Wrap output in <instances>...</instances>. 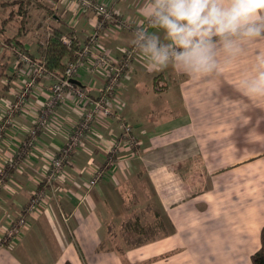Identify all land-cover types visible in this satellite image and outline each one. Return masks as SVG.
I'll return each instance as SVG.
<instances>
[{
  "label": "crops",
  "instance_id": "1",
  "mask_svg": "<svg viewBox=\"0 0 264 264\" xmlns=\"http://www.w3.org/2000/svg\"><path fill=\"white\" fill-rule=\"evenodd\" d=\"M42 1L43 17L72 32L82 47L93 33L95 13L75 0ZM97 1L127 24L141 23L143 0ZM132 30L106 22L90 58L103 52L118 62L131 45ZM157 35L167 42L162 31ZM19 41L40 63L38 41ZM260 56L264 38L244 45L227 63L220 52L217 71L197 78L172 68L149 72L141 55L134 57L111 96L113 113L95 117L51 185L42 181L49 160L61 151L84 108L66 92L48 125L36 129L52 78L33 76V85L23 88L33 67L13 56L0 92V173H6L0 236L36 190L46 196L42 211L27 216L22 234L0 245V264H251L264 227V100L245 97L239 83ZM89 59L74 80L95 98L105 71L90 72ZM122 124L131 126L136 147L126 145ZM34 129L33 144L23 149ZM12 159L17 164L8 168ZM96 170L102 175L90 185ZM150 204L167 223V233L129 248L101 246L110 226Z\"/></svg>",
  "mask_w": 264,
  "mask_h": 264
},
{
  "label": "clouds",
  "instance_id": "2",
  "mask_svg": "<svg viewBox=\"0 0 264 264\" xmlns=\"http://www.w3.org/2000/svg\"><path fill=\"white\" fill-rule=\"evenodd\" d=\"M139 16L130 43L149 72L172 68L191 78L207 77L217 71L220 52L227 63L244 45L264 38V0H143ZM239 91L264 100V56L240 81Z\"/></svg>",
  "mask_w": 264,
  "mask_h": 264
},
{
  "label": "built area",
  "instance_id": "3",
  "mask_svg": "<svg viewBox=\"0 0 264 264\" xmlns=\"http://www.w3.org/2000/svg\"><path fill=\"white\" fill-rule=\"evenodd\" d=\"M79 4L81 9H89L93 11L96 15V20L93 23V33L87 37L83 46L78 51V57L75 60H70L67 62L62 74H56L52 71L46 69V67L39 62H34L29 55L18 50L16 52L17 60L23 63L25 66L33 67L32 78L24 84L25 89L33 85V76L40 77L46 75L52 78V83L49 86L48 99L43 105L37 120L36 129L45 127L48 125L55 107L63 100L66 92H72L74 95V100L77 104H81L84 108L82 112V117L80 121L74 124L71 128L67 141L62 147L61 151L57 155H53L49 160L48 170L44 173L42 181L46 185H51L56 179L58 174L63 168V164L67 161L71 153L78 147L83 138L86 137L88 132L91 130L92 122L95 117H107L112 114V109L110 107V99L116 92V89L122 79L124 73L129 69L131 61L134 57L140 54L134 49L132 45L128 46L122 53L121 59L116 62L110 55L100 52L94 54L90 58V48L96 42V34L98 31L104 28L106 22L113 20L115 24L119 27H133V33L138 24L129 25L111 10V8L104 2H99L97 0H75ZM146 23V26H149ZM62 41L66 46L70 45V39L63 36ZM90 58V59H89ZM88 60V70L90 72H95L96 70L103 69L105 71V83L103 90L97 97H91L86 94V92L76 85L72 79L75 78L79 69L82 67L84 60ZM23 97V94H21ZM19 97V98H22ZM21 101L19 100L12 108H16ZM123 135L125 137L126 145L129 147H136L138 142L131 131V126L122 124ZM2 125L0 124V130ZM35 129L31 131V138L25 140L22 144V148L30 147L33 144V136ZM1 138V136H0ZM117 147L113 145L110 151ZM17 164V159H12L8 162V168H13ZM6 173H0V185L3 182ZM102 170H96L90 180L89 184L94 185L97 180L101 177ZM46 194L43 190H36L30 197L28 203L23 208V212L20 216L15 219L10 220L9 224L4 229L2 235L0 236V245L12 242L17 239L23 232V229L27 224V216L38 214L42 211L44 198Z\"/></svg>",
  "mask_w": 264,
  "mask_h": 264
},
{
  "label": "rangeland",
  "instance_id": "4",
  "mask_svg": "<svg viewBox=\"0 0 264 264\" xmlns=\"http://www.w3.org/2000/svg\"><path fill=\"white\" fill-rule=\"evenodd\" d=\"M12 0H0V92L2 93V78L8 79V74H6V68L8 60L10 64L12 63L13 56H16L15 51H22L29 56H32L31 52L26 51L22 44L18 42V39L23 41V43H33V41L44 42L47 32V24L52 22V18L46 19V12L39 7L38 3L28 4L24 2L20 5L18 2L11 3ZM43 4V1L40 0ZM6 3V4H5ZM8 6V8L3 7L2 5ZM36 4L38 6H36ZM44 8V7H43ZM42 10V11H41ZM7 18L5 21L4 19ZM5 22H4V21ZM24 30H22V28ZM22 30V31H21ZM20 32H23L20 33ZM21 34V35H20ZM26 37L20 39L21 37ZM66 36V35H65ZM63 43V42H62ZM7 61V62H6ZM2 129L0 130V132ZM155 212L158 213L159 218H157L162 223V227H155L153 233L156 234L155 237L161 236L169 231L167 223L163 221L158 210H156L151 204ZM146 207V206H145ZM143 208V207H141ZM141 225H149L150 223L154 225L156 220L153 217L150 211H145L143 215L140 216ZM157 220V221H158ZM147 221V222H146ZM122 223L120 225L110 226L108 237L102 242V246L111 247V248H129L134 247L131 245V241L123 238L125 231H122ZM162 229V230H161ZM150 232V230H148ZM136 236V235H134Z\"/></svg>",
  "mask_w": 264,
  "mask_h": 264
},
{
  "label": "trees",
  "instance_id": "5",
  "mask_svg": "<svg viewBox=\"0 0 264 264\" xmlns=\"http://www.w3.org/2000/svg\"><path fill=\"white\" fill-rule=\"evenodd\" d=\"M16 2H18L20 5H22L24 2L30 5L38 3L39 7H44L40 0H12L8 4ZM38 5L36 4V6ZM47 14L51 15L50 12H48ZM47 32L48 36H46V40H44V42L41 41L37 43V50L40 56L39 61L46 67L47 70L52 71L56 74H62L67 62L77 59V53L81 49L79 41L73 36L72 32L64 31L61 27H59L58 24L50 23L49 28H47ZM65 35L70 39L69 46H66V44L62 43V38ZM18 42L20 41L18 40ZM145 211H150L153 217L156 218L154 225H152L151 223L149 225H141L142 222L140 216L143 215ZM157 218H159L158 213L155 212V210L151 206L134 209L129 214V217L122 222V231H125V235L123 236V238L131 241L130 246H139L146 242L154 240L155 238H157L155 237L156 234L153 233L154 228L158 226L163 228L161 221H159ZM148 230H150V232H148ZM250 262L251 264H264V227L261 231V245L250 256Z\"/></svg>",
  "mask_w": 264,
  "mask_h": 264
},
{
  "label": "water",
  "instance_id": "6",
  "mask_svg": "<svg viewBox=\"0 0 264 264\" xmlns=\"http://www.w3.org/2000/svg\"><path fill=\"white\" fill-rule=\"evenodd\" d=\"M72 80H73L74 83L76 82V80H74V79H72Z\"/></svg>",
  "mask_w": 264,
  "mask_h": 264
}]
</instances>
